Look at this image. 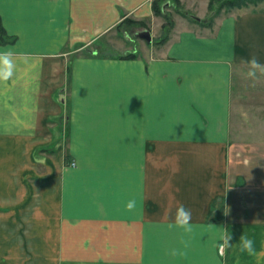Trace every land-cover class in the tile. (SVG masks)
Here are the masks:
<instances>
[{"label":"crops","instance_id":"obj_1","mask_svg":"<svg viewBox=\"0 0 264 264\" xmlns=\"http://www.w3.org/2000/svg\"><path fill=\"white\" fill-rule=\"evenodd\" d=\"M177 1L168 27L155 0H0V264H264V124L234 114L264 11Z\"/></svg>","mask_w":264,"mask_h":264},{"label":"rangeland","instance_id":"obj_2","mask_svg":"<svg viewBox=\"0 0 264 264\" xmlns=\"http://www.w3.org/2000/svg\"><path fill=\"white\" fill-rule=\"evenodd\" d=\"M160 4H158L161 7V11L163 10V4L166 3L165 11L166 13L162 15L163 21L166 23L168 27L174 24L175 19L180 18L182 15V5L180 3V7L178 6L177 0H170V5H168L169 0H158ZM243 8H247L249 10H255V11H264V1H261L257 3L256 5L250 3L247 6H244ZM235 9V8H233ZM230 11V10H228ZM184 12V11H183ZM223 12H227V10H224ZM185 14H187L185 12ZM213 14V13H212ZM166 15V17H165ZM214 15V14H213ZM212 16V15H211ZM170 22H168V20ZM165 25V26H166ZM148 26V25H147ZM132 27V26H131ZM130 27V28H131ZM126 30L127 31V37L125 36V33L120 30L118 34L115 35V40H118V43L121 45L119 48H123L124 45L129 44L131 41L129 38H133L135 41H139L138 35L140 32L144 31L146 27L143 25L140 27H132L131 29ZM136 28V29H135ZM149 28V27H148ZM146 28V30H149ZM141 30V31H140ZM127 43V44H126ZM256 77H251L252 80H243L244 77L247 75L244 74L242 77V81L239 83L241 86L238 88L242 96L239 98V102L237 101L235 104V111L234 114H246L248 115V119H242L241 115L239 117L235 116V124L238 127V130H244L246 131V128L248 129L251 125V122L254 126H256L258 123L264 124V74L260 69L256 70ZM237 85V84H236ZM238 87V86H237ZM240 112V113H238ZM255 116L256 119L260 120V122L256 123L250 120V117ZM255 119V118H253ZM243 132V133H244ZM244 135V134H243ZM245 137L241 136L239 139H242ZM242 140H240L242 142Z\"/></svg>","mask_w":264,"mask_h":264},{"label":"clouds","instance_id":"obj_3","mask_svg":"<svg viewBox=\"0 0 264 264\" xmlns=\"http://www.w3.org/2000/svg\"><path fill=\"white\" fill-rule=\"evenodd\" d=\"M249 64L252 66L249 69L248 75L251 77H256V70L260 69L261 71H264V65L261 64V62L253 57ZM14 71V61L11 59V55L7 51H0V76L7 79L13 75ZM192 212L191 209H189L184 204H181L176 213V220L175 223L182 227L185 232H191L192 231ZM240 240L242 242V247L244 249H247L249 252L254 251V239L248 237L245 234H242L240 237ZM233 241V234L225 232L223 234V246H230Z\"/></svg>","mask_w":264,"mask_h":264},{"label":"trees","instance_id":"obj_4","mask_svg":"<svg viewBox=\"0 0 264 264\" xmlns=\"http://www.w3.org/2000/svg\"><path fill=\"white\" fill-rule=\"evenodd\" d=\"M261 1H264V0H210L209 10H210L212 16L209 17L208 19L211 20V22H212L214 20V18L216 16H218L219 14H221L224 10L228 11V10H231L233 8H243L244 6H247L250 3L256 5L257 3L261 2ZM158 4H160V2L158 0H155V2H154L155 12L157 14H164L163 10L161 11L162 6H159ZM165 17H166V15H165ZM167 20H168V22H170L169 19H167ZM4 36H5V31L3 29H1L0 39L4 38Z\"/></svg>","mask_w":264,"mask_h":264},{"label":"water","instance_id":"obj_5","mask_svg":"<svg viewBox=\"0 0 264 264\" xmlns=\"http://www.w3.org/2000/svg\"><path fill=\"white\" fill-rule=\"evenodd\" d=\"M140 37L147 39L148 41L152 40V34L149 30H144L139 33Z\"/></svg>","mask_w":264,"mask_h":264}]
</instances>
